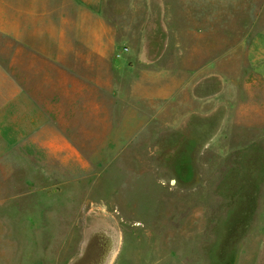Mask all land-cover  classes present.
Segmentation results:
<instances>
[{
    "label": "rangeland",
    "instance_id": "374dc122",
    "mask_svg": "<svg viewBox=\"0 0 264 264\" xmlns=\"http://www.w3.org/2000/svg\"><path fill=\"white\" fill-rule=\"evenodd\" d=\"M109 3L116 95L0 33V264H264V0Z\"/></svg>",
    "mask_w": 264,
    "mask_h": 264
},
{
    "label": "crops",
    "instance_id": "0c3cea01",
    "mask_svg": "<svg viewBox=\"0 0 264 264\" xmlns=\"http://www.w3.org/2000/svg\"><path fill=\"white\" fill-rule=\"evenodd\" d=\"M117 14L109 0H0V33L39 57L37 73L51 80L52 94L71 96L74 86L81 95L93 88L116 95L126 55L112 23L122 22Z\"/></svg>",
    "mask_w": 264,
    "mask_h": 264
},
{
    "label": "built area",
    "instance_id": "2783aa9c",
    "mask_svg": "<svg viewBox=\"0 0 264 264\" xmlns=\"http://www.w3.org/2000/svg\"><path fill=\"white\" fill-rule=\"evenodd\" d=\"M125 51H128L127 49H125Z\"/></svg>",
    "mask_w": 264,
    "mask_h": 264
}]
</instances>
